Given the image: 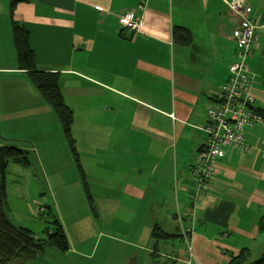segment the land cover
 Segmentation results:
<instances>
[{
	"label": "crops",
	"instance_id": "0c3cea01",
	"mask_svg": "<svg viewBox=\"0 0 264 264\" xmlns=\"http://www.w3.org/2000/svg\"><path fill=\"white\" fill-rule=\"evenodd\" d=\"M226 1L20 0L15 7L37 69L59 73L100 227L128 232L120 244L126 264H158L157 252L170 264H228L243 248L253 262L264 253V123L247 129L249 151L226 149L209 191L194 200L191 168L206 140L207 109L235 59L238 17ZM247 1L260 35L251 58L253 107L264 115V0ZM10 3L0 0V109L2 102L5 115L31 114L33 131L28 149L8 138L0 146L32 150L54 192L67 180L78 184L79 174L57 118L18 69ZM124 13L142 17L139 31L120 26ZM176 26L191 30L193 44L175 40ZM157 227L176 236L155 239ZM71 245L57 256L67 264L77 262L66 256L76 251ZM99 245L79 244L78 262L94 258ZM116 245L103 244L100 256Z\"/></svg>",
	"mask_w": 264,
	"mask_h": 264
},
{
	"label": "trees",
	"instance_id": "16d2710c",
	"mask_svg": "<svg viewBox=\"0 0 264 264\" xmlns=\"http://www.w3.org/2000/svg\"><path fill=\"white\" fill-rule=\"evenodd\" d=\"M18 1L20 0H11L9 9L12 39L18 69L25 73L32 85L38 90L48 108L57 118L69 152L76 166L77 173L79 174L80 183L86 201L93 213V216L98 219V211L95 204V199L88 182L86 172L82 166L79 152L77 150L76 138L73 133V125L75 120L74 113L67 105L62 94L59 73L40 71L37 69L36 52L31 44L30 31L22 22L15 19V7ZM174 36L175 40H177L182 45L188 46L194 42V37L191 30L185 27L176 26L174 30ZM252 57L249 58L250 66ZM217 95L215 97H217ZM252 108L255 109L254 107ZM209 121L210 119L208 117L207 109V123L204 125V127L209 123ZM10 162L16 163L22 167L30 166L31 160L29 157V151L14 145L0 146V264H29L30 261L44 256L48 247H52L61 253H67L71 248V244L64 225L59 219H55L50 224H46L42 232V236L37 235L28 227L15 223L11 219V207L9 204L6 179L7 169ZM259 224L261 233H264V216L261 217ZM157 230L158 231L153 232L155 239H170L176 236L174 234L163 232L158 227ZM156 257L159 259L158 264H162L164 262V257H162L159 252H157ZM249 258V248H243L238 255L231 258L228 264H264V253L259 259L253 262H249Z\"/></svg>",
	"mask_w": 264,
	"mask_h": 264
},
{
	"label": "rangeland",
	"instance_id": "374dc122",
	"mask_svg": "<svg viewBox=\"0 0 264 264\" xmlns=\"http://www.w3.org/2000/svg\"><path fill=\"white\" fill-rule=\"evenodd\" d=\"M1 97L2 91L0 90ZM51 113L53 114L52 111ZM30 116L31 114L26 115L20 110L14 111L13 114L7 112V115H5L3 103L1 102L0 141H6L5 139L8 138L11 139L9 142L15 145L25 148L31 147V144L26 142L28 139H32L33 120L32 117L30 119ZM8 131H11L13 136H6ZM28 151L31 160L30 166L22 167L10 162L7 169L6 179L11 219L42 236L46 224H50L55 219L62 221V215H65L70 243L76 247L74 253L71 251L66 256L75 259L77 261L75 264H126L127 258L125 254H122L125 247H121L120 244H128L130 240L128 242L125 240L128 237V232L125 231L122 234L108 232L110 228L100 227L101 223L93 216L86 198L80 193V179L79 185L72 180H67V184L62 182V186H56L59 190L56 189L54 195L50 188L48 190L47 176L42 172V168L37 161L33 160L35 153L32 150ZM79 244L85 245L84 249L86 251L90 248V244H100L98 254L86 263L78 262V259L82 258L77 253L81 250ZM103 244H117L116 250L111 249L108 255L101 257ZM136 251L141 252L139 249H136ZM57 256L62 255L56 249L48 247L43 259L37 258L30 261L29 264H59L57 262L67 264L62 259L59 260Z\"/></svg>",
	"mask_w": 264,
	"mask_h": 264
},
{
	"label": "built area",
	"instance_id": "2783aa9c",
	"mask_svg": "<svg viewBox=\"0 0 264 264\" xmlns=\"http://www.w3.org/2000/svg\"><path fill=\"white\" fill-rule=\"evenodd\" d=\"M226 3L238 17L232 33L237 50L235 60L230 65L228 80L222 85L217 97L209 103L210 121L203 128L207 137L200 149L199 159L192 167V175L198 182L194 194L196 203L209 191L217 170L218 159L225 155L226 149L232 147L242 152L249 151L247 129L264 123V115L249 106L255 100L249 58L253 56L254 48L259 42L258 26L253 19V7L247 0H231ZM118 22L123 29L137 32L141 28L142 17L124 13L118 17ZM162 264L170 263L164 259Z\"/></svg>",
	"mask_w": 264,
	"mask_h": 264
},
{
	"label": "water",
	"instance_id": "95a60500",
	"mask_svg": "<svg viewBox=\"0 0 264 264\" xmlns=\"http://www.w3.org/2000/svg\"><path fill=\"white\" fill-rule=\"evenodd\" d=\"M250 107H253V104H249Z\"/></svg>",
	"mask_w": 264,
	"mask_h": 264
}]
</instances>
